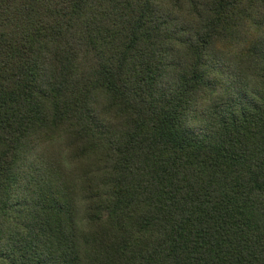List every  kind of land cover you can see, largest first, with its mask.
I'll return each instance as SVG.
<instances>
[{
    "label": "trees",
    "instance_id": "obj_1",
    "mask_svg": "<svg viewBox=\"0 0 264 264\" xmlns=\"http://www.w3.org/2000/svg\"><path fill=\"white\" fill-rule=\"evenodd\" d=\"M262 17L0 0V264H264Z\"/></svg>",
    "mask_w": 264,
    "mask_h": 264
},
{
    "label": "rangeland",
    "instance_id": "obj_2",
    "mask_svg": "<svg viewBox=\"0 0 264 264\" xmlns=\"http://www.w3.org/2000/svg\"><path fill=\"white\" fill-rule=\"evenodd\" d=\"M41 152H42V149H41ZM51 154V153H50ZM45 155V154H44ZM71 157V156H70ZM70 157H69V155L68 154H66V153H61L57 158H58V160L62 163V164H64V166H63V168H64V170L66 171V172H69L70 173V171L72 170V163L70 162ZM73 171H77V167L76 166H74V168H73Z\"/></svg>",
    "mask_w": 264,
    "mask_h": 264
},
{
    "label": "snow or ice",
    "instance_id": "obj_3",
    "mask_svg": "<svg viewBox=\"0 0 264 264\" xmlns=\"http://www.w3.org/2000/svg\"><path fill=\"white\" fill-rule=\"evenodd\" d=\"M261 21L264 22V17L261 18Z\"/></svg>",
    "mask_w": 264,
    "mask_h": 264
}]
</instances>
